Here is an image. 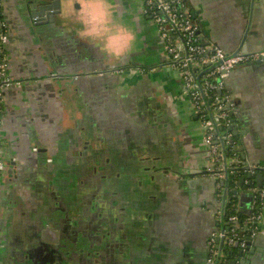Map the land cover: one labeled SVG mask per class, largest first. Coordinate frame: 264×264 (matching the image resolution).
<instances>
[{
  "label": "crops",
  "instance_id": "obj_1",
  "mask_svg": "<svg viewBox=\"0 0 264 264\" xmlns=\"http://www.w3.org/2000/svg\"><path fill=\"white\" fill-rule=\"evenodd\" d=\"M37 1L3 4L10 20L9 72L20 84L0 112L6 162L0 254L29 255L30 228L41 233L38 216L52 189L73 190V179L89 174L108 180L107 213L118 221L110 226L114 246L121 239L119 224L127 229L122 239L130 251L121 252L123 264L132 257L137 264H204L208 236L224 221L215 181L204 174L203 124L143 0H60L54 24L39 26L36 21L46 16L36 14L42 5ZM188 4L208 42L228 53L264 49V0ZM226 89L240 99L236 140L241 156L257 168L253 181L259 185L264 60L236 67ZM167 166L172 170L163 171ZM251 195L250 188L240 191L246 204ZM87 209L86 218L95 215ZM147 221L155 227L144 234ZM252 248L249 259L264 264V229Z\"/></svg>",
  "mask_w": 264,
  "mask_h": 264
},
{
  "label": "built area",
  "instance_id": "obj_2",
  "mask_svg": "<svg viewBox=\"0 0 264 264\" xmlns=\"http://www.w3.org/2000/svg\"><path fill=\"white\" fill-rule=\"evenodd\" d=\"M143 3L145 12L158 26L165 54L170 64L179 71L184 92L189 95L194 112L203 124L204 144L210 158L207 170L217 182V198L221 203L219 218L224 221V226L212 233L205 264H228L223 251L225 247L238 246L245 251L248 241L264 229V181L262 186L252 189L253 199L248 214L240 217V202H232L224 186L228 176L240 167L228 163L232 169L228 173L224 171L226 163L220 140L224 141L225 147H234L233 134L226 129L231 126L230 111L236 106L233 95L226 90V79L239 65L263 60L264 50L228 53L217 43H203L204 36L188 0H143ZM3 4L4 0H0V112L10 90L20 84L9 72L7 45L10 41V20L4 14ZM216 122L224 124L226 132L223 136L216 133ZM1 124L0 119V178L5 168ZM245 171L254 174L257 168ZM236 197H240V192ZM221 238L222 245L219 242Z\"/></svg>",
  "mask_w": 264,
  "mask_h": 264
},
{
  "label": "flooded vegetation",
  "instance_id": "obj_3",
  "mask_svg": "<svg viewBox=\"0 0 264 264\" xmlns=\"http://www.w3.org/2000/svg\"><path fill=\"white\" fill-rule=\"evenodd\" d=\"M195 115L200 120L199 116L197 114ZM34 148L35 147H33V151L35 152L39 150L38 147H36L37 150H34ZM46 161L47 163H53V159L50 156H47ZM164 168L165 169H163V171L169 172V170H172V167L170 166ZM5 171L6 169L4 170L2 176L4 175ZM97 171L101 172L102 170ZM254 174L252 175V177L254 176ZM82 178L85 181H83ZM73 181L74 184H77V188H74L73 190L69 189L68 187H62L61 190H59V187V191L55 190L57 188H51L54 191H52L51 194H49V196L47 197L48 205L47 207H42L38 216L39 223H37H42L40 224V226L41 229L43 228L41 233H37L36 230H33L34 227L32 229L30 228L31 232L29 234L28 244L29 255H23L20 253L18 254L17 252H15L14 254H5L4 256L0 254V264L124 263V260L121 257V252L123 250L130 251L129 247L123 244V239H125L124 235L127 232V229L124 227L123 223L119 224L122 229V233L120 234L121 239H119L116 246H114L115 240L113 238L114 234L112 235L111 233V225L112 223L114 224L118 221H112L113 219L110 218L107 213L108 207L106 205V197L110 189L108 180L97 179L95 181L89 174H87L86 176H76ZM73 181L66 180L65 182L71 183ZM252 182L253 179H251L250 181L251 189H253L254 187H259V185H253ZM215 184L217 193L216 181ZM89 187H91L93 190H97L98 193L96 194L99 195L96 196L94 194L95 196H93L91 188L88 189ZM90 190L91 195L89 194ZM52 193L54 194L52 195ZM111 202L114 203L116 201ZM89 206L90 209H93H91L92 211H95L94 214L96 216L93 215L90 218H86L85 215L87 214V212H90L87 209L89 208ZM109 220H111L112 222L110 223ZM146 223L147 225L145 226L144 234H146L149 230L151 231V229L153 230L155 227L153 221H147ZM35 228L37 227L35 226ZM214 232L216 231H212V233ZM212 233L209 234L207 239L208 256L210 251L208 242ZM10 245H13V243H11ZM249 247L250 245L248 242V246L245 249V252H249ZM113 248L118 249V251L113 253ZM240 251L244 250L240 249ZM112 254L113 257H109ZM133 261H135V263L132 264H137L139 260L137 259V257H132L127 259L126 264H129Z\"/></svg>",
  "mask_w": 264,
  "mask_h": 264
},
{
  "label": "water",
  "instance_id": "obj_4",
  "mask_svg": "<svg viewBox=\"0 0 264 264\" xmlns=\"http://www.w3.org/2000/svg\"><path fill=\"white\" fill-rule=\"evenodd\" d=\"M37 4H42L41 6H38V10L37 11V15H42V16H46L44 17L45 19L44 20H41L40 22H37L36 21V25H41V24H49V23H52L54 24L55 22V15L58 14V13H61L62 12V8H61V4H60V0H51L50 3H46V0H39L37 1ZM194 15V13H193ZM195 17V16H194ZM203 43H208L207 40H203ZM261 50H264V49H261ZM261 50H258V51H261ZM239 51H242V50H239ZM238 52V51H237ZM243 52H248V51H243ZM254 52H257V51H254ZM236 53V52H235ZM264 60V59H263ZM263 60H259V61H256L252 64H255V63H259L260 61H263ZM234 99V102H235V107L233 109H231L230 111V118H231V126L226 129V131H231L233 135L235 136H238V128H237V120H236V107L240 101L239 98H235L233 97ZM208 104V103H207ZM225 131V132H226ZM224 132V124H219L216 122V133L223 136L225 134ZM221 142V147H222V150H223V160H224V164H225V169L224 171L226 173L229 172L230 169H232L231 167L228 166V163H231V165L234 166H240L241 168H243L244 170L246 169H253L255 167H252V165H249V163H247L245 161V156H241V154L239 153V149H238V145L241 144V142L237 141L234 139V147L233 148H230V147H225V144H224V141L221 139L220 140ZM230 149H232V151L230 152ZM241 151H243V148L240 149ZM205 151H206V154H207V161H206V167H205V172L204 174L205 175H208L210 176L211 178H213V176L211 175V172L207 170V167L209 165V161H210V158L208 156V150L205 148ZM234 153L236 155H234ZM3 155H4V149H3ZM237 158V160H236ZM238 168V167H237ZM6 169V162H5V168L4 170ZM260 170V173L257 175V178H258V181H259V186H262L263 185V181H264V167H261L259 168ZM249 178L252 177L253 174L250 175V173L248 174ZM214 179V178H213ZM244 179L241 178V181H243ZM218 228L221 229V224L218 223L217 224ZM258 237V235L254 238H252L251 240H249V252H245V251H240L239 254L241 257H243V259H241V264H253L252 261L249 259L250 258V255L251 254H254L255 253V250L252 248V242L254 239H256ZM219 242L223 243V239H219ZM231 264H238L235 260L231 261Z\"/></svg>",
  "mask_w": 264,
  "mask_h": 264
},
{
  "label": "trees",
  "instance_id": "obj_5",
  "mask_svg": "<svg viewBox=\"0 0 264 264\" xmlns=\"http://www.w3.org/2000/svg\"><path fill=\"white\" fill-rule=\"evenodd\" d=\"M197 21V20H196ZM198 22V21H197ZM227 90V89H226ZM228 91V90H227ZM236 136L233 135V139L236 140ZM232 151V149H230V152ZM241 178H243V182H241ZM252 178H248V173L241 167H238L235 170V173H233L232 175H229L228 178L225 180L224 182V186L228 189L227 190V194L229 195L230 199L232 202H240V217H245L248 214V209H249V204L253 199V194L251 195V198L248 200L247 204L244 203L242 201L241 196L240 197H236L237 192H240L242 189H246V188H250L251 186V181ZM253 185H257V182L253 181L252 182ZM251 189V188H250ZM232 202L230 203V206L232 204ZM224 251V256H226V260H228V264H230V262L234 259H238V257H240V248L238 246H232V247H225L223 249ZM28 258V257H26Z\"/></svg>",
  "mask_w": 264,
  "mask_h": 264
},
{
  "label": "rangeland",
  "instance_id": "obj_6",
  "mask_svg": "<svg viewBox=\"0 0 264 264\" xmlns=\"http://www.w3.org/2000/svg\"><path fill=\"white\" fill-rule=\"evenodd\" d=\"M142 2H143V1H142ZM143 5H144V3H142V6H143ZM3 11H4V14H5L6 18H7L6 11H5V7L3 8ZM159 40H161V43H162V45H163V47H164V42H163V40H162V37H161L160 33H159ZM187 98H189V101H191L189 95H187ZM191 106H192V104H191ZM192 111H193V113L195 114V112H194V108H193V107H192ZM199 123H200V122H199ZM204 147L207 149V147H206L205 144H204ZM263 228H264V225H263Z\"/></svg>",
  "mask_w": 264,
  "mask_h": 264
}]
</instances>
